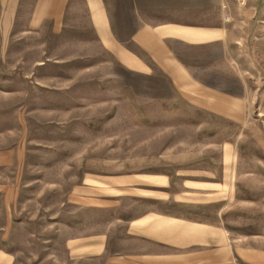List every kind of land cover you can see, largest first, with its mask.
<instances>
[{
	"label": "rangeland",
	"instance_id": "rangeland-1",
	"mask_svg": "<svg viewBox=\"0 0 264 264\" xmlns=\"http://www.w3.org/2000/svg\"><path fill=\"white\" fill-rule=\"evenodd\" d=\"M107 1L119 15V36L128 38L138 27L130 3ZM179 1L190 5L175 20L234 25L222 62L235 66L234 78L225 74L229 89L254 102L245 122L191 109L159 71L146 75L124 67L97 39L84 0L73 1L61 33L49 25L27 33L21 19L12 39L0 41V145L24 148L31 164L25 174L28 188L15 206L20 223L8 240L0 235V248L15 254V264H75L65 248L69 230L63 222L73 220L67 197L85 165L111 164L122 172L138 146L154 139V131L163 150L178 145L186 152L203 139L234 144L243 175L251 174L239 182L236 215L225 222L243 234L264 231V0H247L257 3L252 25L240 24L246 17L226 7L228 0ZM143 16L155 21L161 14L147 9Z\"/></svg>",
	"mask_w": 264,
	"mask_h": 264
},
{
	"label": "crops",
	"instance_id": "crops-1",
	"mask_svg": "<svg viewBox=\"0 0 264 264\" xmlns=\"http://www.w3.org/2000/svg\"><path fill=\"white\" fill-rule=\"evenodd\" d=\"M29 1L0 0L1 42L12 39L21 19L26 20L27 33L47 25L57 33L64 31L74 0H32L28 11ZM244 1L228 0L226 7L244 13L240 24L252 25L257 3ZM84 2L97 39L124 67L146 75L159 71L191 109L222 121L247 120L254 102L229 89L225 74L234 78L235 66L222 62L233 42V24L175 20L179 10L190 5L186 1L128 0L138 27L125 39L115 28L119 15L107 0ZM147 9L161 14L160 19L146 20ZM156 134L138 146L133 163H123L122 172L111 164L85 165L81 181L67 197L73 207L68 211L73 220L63 222L69 230L68 258L75 264H264V231L243 234L225 222L226 216L236 215L232 210L240 202L239 182L251 174L242 173L239 149L225 140L209 144L203 139L186 152L178 145L163 150L156 145ZM30 165L24 148L0 145L4 241L20 223L15 206L28 188L25 174ZM15 261L13 252L0 248V264Z\"/></svg>",
	"mask_w": 264,
	"mask_h": 264
}]
</instances>
